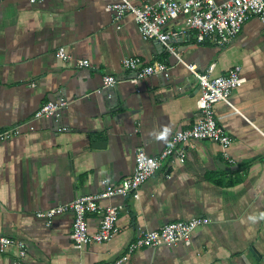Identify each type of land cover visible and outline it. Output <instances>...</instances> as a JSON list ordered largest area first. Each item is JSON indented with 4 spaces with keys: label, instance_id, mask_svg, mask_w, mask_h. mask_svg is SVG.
<instances>
[{
    "label": "crops",
    "instance_id": "crops-1",
    "mask_svg": "<svg viewBox=\"0 0 264 264\" xmlns=\"http://www.w3.org/2000/svg\"><path fill=\"white\" fill-rule=\"evenodd\" d=\"M111 1L0 0V129L17 128L0 143V236L25 242L27 264H264V23L254 16L222 48L196 42L185 16L165 27L176 53L199 73L211 65L212 76L241 68L246 81L233 91L232 107L214 105L233 138L234 163L217 143L190 142L186 157L165 163L135 197L103 202L123 205L119 232L108 242L75 247L71 211L49 225L36 216L98 192L103 181L119 183L133 172L136 148L157 156L196 119V78L159 41L142 38L130 15L116 22L105 9ZM61 47L68 61L55 56ZM126 57L164 61L169 74L134 85L121 64ZM80 59L89 66L79 67ZM105 75L120 79L109 94ZM61 98L67 104L57 120L34 117ZM197 216L210 222L192 232L189 246L126 253L140 233ZM98 217L87 216L90 232ZM14 258L13 247L0 252V264Z\"/></svg>",
    "mask_w": 264,
    "mask_h": 264
},
{
    "label": "built area",
    "instance_id": "built-area-1",
    "mask_svg": "<svg viewBox=\"0 0 264 264\" xmlns=\"http://www.w3.org/2000/svg\"><path fill=\"white\" fill-rule=\"evenodd\" d=\"M41 1L29 0L31 3ZM105 9L113 14L116 22L130 15L142 38L159 41L166 52L173 54L180 63L186 66L199 84V94L196 99L197 116L190 127L175 131L157 156L148 155L142 146L136 148L133 172L119 183L111 184L103 181L102 189L96 193L83 195L69 203L36 213L38 218L45 220L49 225L55 216L71 211L73 222L70 239L77 248L89 243L110 241L119 232L117 223L123 205L104 204L103 202L117 197H135L142 184L161 170L165 163L172 160H183L190 142L209 140L217 143L223 157L229 163H234L229 150L233 138L219 123L214 112V105L224 102L232 107L230 98L233 91L246 81L241 74V68L234 66L225 74L212 76L213 65H211L206 73H199L194 64H186L176 53L170 43L172 34L165 29L167 24L179 16H185L196 42L202 43L211 39L217 47L222 48L240 33L244 23L250 17L254 16L264 23V0H142L139 5H134L129 0H113L106 4ZM55 56L62 61L70 59V55L62 47L56 50ZM121 64L123 69L134 73V76L126 79L134 85L153 75L168 76L170 70L164 61L144 64L137 57L123 58ZM77 65L87 67L89 63L86 59H80ZM119 81L120 79L115 76L105 75L103 87H114ZM66 104L63 98L48 101L39 107L34 117H50L57 120ZM66 129L63 126L58 127V131H66ZM16 133V127L0 129V143L12 138ZM93 213L99 216V226L95 232H90L87 216ZM209 222L207 217L197 216L188 220L169 222L158 230L144 231L128 244L126 253L131 254L140 248L166 244L189 246L192 232ZM8 247H13L15 250L13 264H27L28 250L22 239L0 236V252ZM124 259L125 256L117 263Z\"/></svg>",
    "mask_w": 264,
    "mask_h": 264
},
{
    "label": "water",
    "instance_id": "water-1",
    "mask_svg": "<svg viewBox=\"0 0 264 264\" xmlns=\"http://www.w3.org/2000/svg\"><path fill=\"white\" fill-rule=\"evenodd\" d=\"M106 90H107V92H108V94H109V91H108L109 89H108V88H106Z\"/></svg>",
    "mask_w": 264,
    "mask_h": 264
}]
</instances>
